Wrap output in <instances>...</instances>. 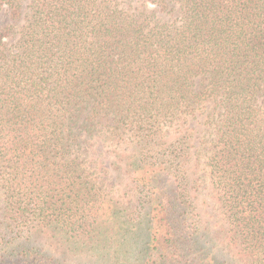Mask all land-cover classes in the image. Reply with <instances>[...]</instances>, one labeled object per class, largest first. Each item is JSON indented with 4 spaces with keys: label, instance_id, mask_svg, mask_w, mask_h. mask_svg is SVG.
Returning a JSON list of instances; mask_svg holds the SVG:
<instances>
[{
    "label": "trees",
    "instance_id": "obj_1",
    "mask_svg": "<svg viewBox=\"0 0 264 264\" xmlns=\"http://www.w3.org/2000/svg\"><path fill=\"white\" fill-rule=\"evenodd\" d=\"M0 7L21 17L20 0ZM28 7L19 27L0 29V186L5 215L27 228L0 246V264H61L34 233L97 252V264H264V0ZM203 102L205 167L226 228L198 219L178 165L172 195L157 173L145 212L119 215L79 160L80 136L142 132Z\"/></svg>",
    "mask_w": 264,
    "mask_h": 264
},
{
    "label": "rangeland",
    "instance_id": "obj_2",
    "mask_svg": "<svg viewBox=\"0 0 264 264\" xmlns=\"http://www.w3.org/2000/svg\"><path fill=\"white\" fill-rule=\"evenodd\" d=\"M20 4L21 17L16 22L10 20L5 9L0 7V29L12 24L19 27L23 23V15L29 10V0H20ZM208 108L211 109V104L203 102L191 115H182L168 122L161 121L152 129L148 124H143L141 129L146 130L142 132L134 131L127 124L122 126L120 135L106 130L93 136L81 134L79 160L91 173L96 187L102 193L109 194L119 215L136 217L138 213L145 212L148 206L146 184L157 173L159 186L165 187L167 193L172 195L175 192L174 179L178 165L184 171L185 194L194 205L198 219L211 230L226 228L205 167V155L210 153L213 141V128L205 123ZM138 158L139 165L135 163ZM165 166L167 171L163 169ZM5 214L0 186V246L7 244L12 249L25 235L27 228L16 225ZM33 236L35 245L61 264L99 262L97 252L86 251L81 247L72 251L67 243L65 247L60 244V247L45 235L34 233Z\"/></svg>",
    "mask_w": 264,
    "mask_h": 264
}]
</instances>
